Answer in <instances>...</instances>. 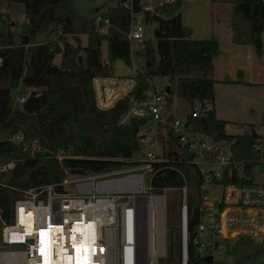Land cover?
I'll list each match as a JSON object with an SVG mask.
<instances>
[{
	"label": "trees",
	"instance_id": "obj_1",
	"mask_svg": "<svg viewBox=\"0 0 264 264\" xmlns=\"http://www.w3.org/2000/svg\"><path fill=\"white\" fill-rule=\"evenodd\" d=\"M124 2L117 0L101 14L110 22L108 32L101 34L96 31L95 23L87 22L78 13L74 0H0L1 8H9L12 3L23 4L31 42L27 49L23 45H15L11 31L0 29V130H8L10 134L22 131L27 137H37L50 151L70 146L73 154L78 156L62 161L49 153L31 157L8 138H0V158L14 160V167L7 171V180L0 182V209L11 207L28 186L61 181L66 172L62 166L70 173L108 169L121 165L115 158L128 157L137 146V134L143 121L134 119L118 124L126 101L101 110L95 105L91 86L93 77L112 74L114 61L131 63V43L126 38L130 13ZM140 2L130 0L128 5L134 12L142 14L144 22L156 23L153 32L156 42L155 46L144 45V63L133 75L136 92L140 95L148 86V78L158 76L169 79L168 105L172 103L173 95L189 104L195 99L209 100L212 108L203 116L192 119V125L217 140H227L233 158L245 163L246 170H250L258 158L253 146L259 134L254 129L248 134L226 133L227 122L217 118L213 108V60L219 54L218 41L191 37V29L181 19V0L163 2L153 9H143ZM231 4L232 42L251 44L255 53L261 55L264 0H232ZM77 22L87 29L85 45L74 46L67 40V36H71L78 42L82 30L77 29ZM51 31L58 32L57 39L36 41L38 35ZM103 41L107 44L106 59L101 52ZM58 54L61 58L59 63H55L53 59ZM27 89H30L29 93ZM12 91H15L14 95L20 93L25 96V100L18 103L20 107H12ZM173 144L170 138V150ZM165 164L176 167L188 178L192 176L189 172H194L191 165L182 160L155 163L160 168L152 179L155 191L178 188L183 184L180 173L162 167ZM187 212L189 241L186 264H211L209 258L196 254L191 244L200 215L197 199L194 202L188 197ZM177 230L172 234L179 246L181 235L180 229ZM254 256H264L261 244ZM234 264L240 262L235 261Z\"/></svg>",
	"mask_w": 264,
	"mask_h": 264
},
{
	"label": "built area",
	"instance_id": "obj_2",
	"mask_svg": "<svg viewBox=\"0 0 264 264\" xmlns=\"http://www.w3.org/2000/svg\"><path fill=\"white\" fill-rule=\"evenodd\" d=\"M129 1L124 2L130 13L126 38L130 43L139 42L143 40V18L132 10ZM94 23L98 33L108 32L107 18L97 15ZM91 86L95 105L101 110L126 101L118 124L143 121L137 146L128 157L115 158L121 165L86 173L68 172L59 182L24 188L11 206L9 221L2 220L0 264H75L72 251L84 238L88 241L86 259L90 262L86 264H158L159 258L168 253L171 214L166 193L174 188L154 190L152 179L160 169L154 164L173 159L190 164L196 174L200 215L191 239L195 253L212 262L216 254L227 251L231 241L237 243L242 238L260 240L264 251V182L252 181L245 163L233 158L227 140H217L191 123L212 108L209 100H193L190 112L179 119L169 112V90L152 77L140 95L134 76H95ZM24 100V95L15 96L17 103ZM170 138L176 145L171 150ZM8 140L31 157L40 153H49L59 161L78 157L70 146L50 151L37 137H27L22 131L11 134ZM158 145V152H153L151 148ZM253 148L258 154L253 163L264 161L263 135L259 134ZM215 164L222 169H215ZM13 167L14 160H7L0 170ZM162 167L176 170L183 179L177 188L182 202L176 225L181 234L179 264H186L188 177L171 165ZM260 259V264H264V256Z\"/></svg>",
	"mask_w": 264,
	"mask_h": 264
},
{
	"label": "rangeland",
	"instance_id": "obj_3",
	"mask_svg": "<svg viewBox=\"0 0 264 264\" xmlns=\"http://www.w3.org/2000/svg\"><path fill=\"white\" fill-rule=\"evenodd\" d=\"M76 4V8L78 13L82 15L87 22L94 23V20L97 15H101L108 6H112L116 3L117 0H74ZM167 0H141L140 5L143 9H152L156 7L158 4L165 2ZM199 3H203L204 1H197ZM207 5H211V9L213 10V19L214 23H216V18L220 17L222 30L228 28V16H229V8L225 4H219L218 6L212 4L210 1L206 2ZM209 3V4H208ZM184 4V15L192 16V6H190V2H183ZM210 7V6H207ZM194 10V9H193ZM216 14V15H215ZM226 14V18L225 17ZM185 16V17H186ZM226 21V24H225ZM96 25L98 23L96 22ZM77 29L80 28V35H78V42L73 39L71 36H67V40L72 43L74 46L76 45H84L87 42V29H83L82 23H76ZM143 27V40L142 41H131V48L133 50V54H130V65L127 64L124 60H116L112 63V69L110 73H113L116 76L124 75V76H133L136 71L139 70V67L143 65V49L145 44H149L151 46H155V38H154V29L156 27L155 22H144L142 23ZM0 29L3 31H11L12 33V43L15 45H23L26 49L31 45L30 39L27 35L28 29V21L24 17V6L22 3H12L9 8L3 9L0 7ZM58 37L57 31L45 32L37 37L36 41H45L52 40L54 41ZM262 41H263V50H262V61L264 64V31L262 33ZM250 47H252L250 45ZM107 44L105 41L102 42L101 52L102 54H106ZM137 51V54L134 52ZM260 55V56H261ZM61 56L58 54L54 57L53 62L59 63ZM255 59H259L258 55L254 56ZM1 62V60H0ZM155 82H157L162 88L165 90H170L169 79L167 77H152ZM2 85V84H0ZM216 86V103L214 102L216 115L219 118L225 119L227 122L225 125V131L228 134H248L254 129L258 134L264 136V126L263 122V112H264V86H259L257 88H253L252 92V103L247 99L241 98L236 95H231L230 98L234 103L230 102L231 105L228 104V96L227 93H224L220 90L218 84ZM215 88V87H214ZM15 94V91H12V95ZM18 95H21L20 93ZM15 96L11 99L12 107H20L15 101ZM243 101H246L247 104H243ZM253 108V110L251 109ZM190 104L175 95L172 96V103L169 105V112L174 117L182 119L185 118L186 115L190 112ZM11 134L8 130H0V138H8ZM151 135V133H150ZM173 147H176L173 144ZM151 150L155 153L159 150V145L155 148H151ZM8 159L5 157L0 158V166L5 163ZM63 170L68 173V169L65 166H62ZM215 169H222L220 165L215 164ZM249 176L253 182H264V161L262 159L253 163L250 170H248ZM9 172L0 170V182L6 181L8 178ZM188 178V188L189 191L187 193L188 197H191L194 202L197 199V187L196 182L194 180V172H189ZM148 182V174L144 175V184L147 185ZM168 197V211L171 214V226L168 231V240H167V249L168 253L164 257H160L158 260V264H179V260L181 257V236H180V244L178 246V240L176 241L172 232L178 231L175 229L178 227L176 223H178V216L180 213L181 207V194L177 188L169 189L167 191ZM175 221V222H174ZM173 226V228H172ZM2 228V219H0V230ZM180 233V232H179ZM181 235V234H180ZM235 241H231V244L227 245V251L223 254H216L214 256L211 264H234L235 261H239L240 264H260L262 260L260 258L255 257V252L260 245V240H248L245 239L239 240L237 243ZM233 243V244H232Z\"/></svg>",
	"mask_w": 264,
	"mask_h": 264
},
{
	"label": "crops",
	"instance_id": "obj_4",
	"mask_svg": "<svg viewBox=\"0 0 264 264\" xmlns=\"http://www.w3.org/2000/svg\"><path fill=\"white\" fill-rule=\"evenodd\" d=\"M184 1L190 2V6H192V16H189V13H191V11L188 12L187 16L184 15L185 9L183 8L184 4H182ZM197 1L204 2L199 3ZM207 1H210L216 6H218L219 4H225L227 8H229V18L227 22L229 26L227 29L222 30V28L220 27V17H217V21L216 23H214L213 10L211 9V5L209 3V5H207ZM231 1L232 0H181V5L179 9L183 24L191 29L192 38H213L216 39L219 43V54L213 60L212 76L215 79V93V85L218 84L219 86H221L220 90L224 93H227V102L229 105H231L230 102L234 103L233 100L230 98L231 95H236L240 97V99H247L248 101H250V103H252L253 88L264 86V64L261 58L262 55H258L259 59L254 58V56H257V54L255 53V49L251 44L240 45L232 42V31L230 26L232 10ZM224 18H226V14ZM250 45L252 47H250ZM103 58L106 59V54H103ZM214 102L216 103L215 95ZM214 102L213 108L215 116L219 118L216 115ZM243 104H247V102L243 101ZM251 109L253 110V108ZM219 119L225 120L223 118Z\"/></svg>",
	"mask_w": 264,
	"mask_h": 264
},
{
	"label": "bare ground",
	"instance_id": "obj_5",
	"mask_svg": "<svg viewBox=\"0 0 264 264\" xmlns=\"http://www.w3.org/2000/svg\"><path fill=\"white\" fill-rule=\"evenodd\" d=\"M88 241L87 239H83L82 241L79 242L78 246L75 247V249L72 251L73 256L72 259L74 260L75 264H86L89 261L86 259L87 258V254L89 255L88 252ZM58 253L59 255H62V249H58ZM68 261L70 260V258L68 257L67 259ZM43 262H46V259L43 260ZM90 263V262H89Z\"/></svg>",
	"mask_w": 264,
	"mask_h": 264
},
{
	"label": "water",
	"instance_id": "obj_6",
	"mask_svg": "<svg viewBox=\"0 0 264 264\" xmlns=\"http://www.w3.org/2000/svg\"><path fill=\"white\" fill-rule=\"evenodd\" d=\"M10 213H11V207L6 206L1 212H0V217L4 222H8L10 218Z\"/></svg>",
	"mask_w": 264,
	"mask_h": 264
}]
</instances>
